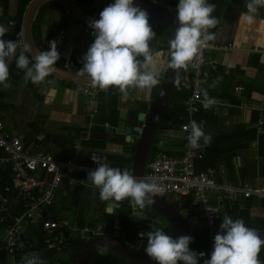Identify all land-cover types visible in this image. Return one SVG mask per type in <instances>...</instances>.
I'll return each instance as SVG.
<instances>
[{
    "label": "crops",
    "instance_id": "obj_1",
    "mask_svg": "<svg viewBox=\"0 0 264 264\" xmlns=\"http://www.w3.org/2000/svg\"><path fill=\"white\" fill-rule=\"evenodd\" d=\"M22 1L0 0V27L6 30L3 39L17 41L16 55L26 47L28 48L24 36L25 19L34 0H30L23 14L22 23L19 25L16 17ZM70 1L95 20L100 18L99 14L105 7L114 3V0ZM165 1L173 6L178 4V0ZM207 2L215 5L212 15L217 20L216 26L209 29L214 37L212 43L231 45L232 48L227 51H211L209 54L210 59L218 62L220 68H225L227 71H223V75L217 72L205 86L207 96L214 102L211 107L204 108L202 102L199 105L200 110L204 109V112H212L217 116L214 121L206 116L203 117V121H198L205 134L211 137L210 144L205 147L207 153L205 155L203 152L201 159L204 157L206 163L220 161L219 164L222 166L224 161H228V157L234 153L232 160L236 164L237 181L251 179L259 185L263 180L260 178L261 160L258 156V140L251 142L250 137L254 129L257 130V134H264V125L261 129L258 128L259 121L262 119L264 121V7L259 8L254 14L252 23H244L239 22V18L241 13L247 12V0H207ZM157 5L155 6L165 9ZM33 24L35 38L32 33ZM150 24L153 31L164 39V43L159 46L155 38L150 41V50L158 72L157 79L160 82L165 80L169 70V41L174 38L175 32L170 27L171 30L166 29L162 26L164 25L162 22L155 21L151 17ZM162 27L165 33L162 29L160 30ZM49 31L53 34L50 41H56L57 50L60 53L56 66L72 72L64 69L69 66L70 60L83 65L82 58L95 39L89 22L77 18L58 0H49L39 6L31 25L32 40L38 52L49 50V46L42 43ZM28 52L33 58L29 49ZM14 60L15 57L12 58L9 67ZM74 74L80 75V72ZM230 81L233 82L232 85ZM7 83L9 87L0 85V118L4 121L7 131L19 137L24 135L26 142L23 137L22 140L29 152L46 151L61 161L76 160L86 163L93 151L104 152L87 144L90 138H97L106 141L105 150L115 151L109 156L108 164H118V161L124 158L130 160L133 157L134 160L136 141H132L126 135L108 132V128H118L120 117L115 126H112L110 121L101 125L98 123L103 116H109L111 106L108 105V101L113 99L116 93L111 91L112 87L101 92L97 99L92 100L80 90V84L91 83L69 81L54 74L46 77L41 84H33L25 77L16 82L10 76ZM156 85L144 90L130 88L126 93L117 96L119 115L125 111L128 114L129 123L133 124L140 113L133 109L134 103L154 101ZM260 108H263V112L259 110ZM87 109L98 112L96 119L93 120V126L90 125V119L86 116ZM144 124L145 122L140 123V126ZM137 135L138 132H133V136ZM40 136L43 138L41 139ZM157 140H159L160 149L157 147V150L153 152L154 149L150 148L148 161L160 151L174 157L183 155L185 151L186 142L180 129H161ZM219 178L230 179L218 172ZM81 186L84 188V193L80 198V208L71 211L62 208L66 203V190L72 188L63 183L55 201L58 208L56 211L62 212L64 217H68L66 213H71L70 217H73L72 214L75 211L83 210L86 212L87 224L93 218L97 220V225L106 228L109 234L117 233L120 226L115 207L113 212H107L108 202L100 199L99 190L90 181L82 179ZM215 199L220 202L221 197L215 195ZM251 214L254 218L264 220L263 201L258 200ZM135 245L139 244L136 242Z\"/></svg>",
    "mask_w": 264,
    "mask_h": 264
},
{
    "label": "clouds",
    "instance_id": "obj_2",
    "mask_svg": "<svg viewBox=\"0 0 264 264\" xmlns=\"http://www.w3.org/2000/svg\"><path fill=\"white\" fill-rule=\"evenodd\" d=\"M247 12L241 13L239 22L252 23L254 14L264 7V0H247ZM176 28L174 38L169 41V67L187 68L197 56L199 49L214 37L205 33L217 24L212 15L215 5L207 0H178ZM100 18L89 22L94 42L83 56L80 75L86 77L94 88L107 90L116 87L121 93L132 89H148L158 83V72L150 50V41L156 33L150 24L149 13L134 5V0H114L100 12ZM6 30L0 27V85L9 87V63L16 58V66L25 71V78L33 84H41L46 77L56 70L60 53L56 41L49 42V50L39 52L34 57V64L24 54L26 47L16 57L17 41L3 39ZM142 57V59H141ZM31 65V66H30ZM214 102L204 93L202 104L209 108ZM143 126V125H142ZM188 137L192 148L208 146L211 137L202 127L191 122ZM187 130V127L185 128ZM141 134L133 136L134 141ZM108 156L115 151L108 152ZM94 152V151H93ZM135 155V154H134ZM98 164L90 171L87 180L99 190L102 201L108 202L109 208L119 207L120 202L128 199L138 209H144L153 203V198L161 191L155 182H147L134 177L125 170ZM221 231L214 237V248L210 259L204 264H261L258 259L261 246L264 245L256 230L247 227L242 219L233 220L223 216ZM140 237H147L145 252L155 264H198L204 253L197 254L189 247L191 236L172 238L163 230L141 232ZM24 264H44L39 258L26 259Z\"/></svg>",
    "mask_w": 264,
    "mask_h": 264
},
{
    "label": "built area",
    "instance_id": "obj_3",
    "mask_svg": "<svg viewBox=\"0 0 264 264\" xmlns=\"http://www.w3.org/2000/svg\"><path fill=\"white\" fill-rule=\"evenodd\" d=\"M146 1L154 5L159 4L160 7L177 15V6L165 0ZM208 34H210L209 29L204 36ZM231 48V45H214L212 40L207 41L206 45L199 49L194 60L187 68H184L180 76L182 87L191 91V96L185 102L189 120L182 124L180 129L186 142L185 151L182 156L175 157L160 151L148 161L143 177L144 181L158 184L161 191L156 195L157 197L176 204L179 209H184L188 200L193 212L187 216L186 225L189 231L207 230L209 232L212 242L210 256L214 248L213 242L218 232V224L222 219L221 200L235 202L240 197L251 196L264 199V186L252 185L248 182L236 183L225 179L219 182L216 173L219 172L224 177L226 175L223 165L199 171L196 162L202 157V146L192 148L188 141L191 122L196 121L199 125L194 117L200 111L199 105L203 101L204 88L219 65L218 62L210 59L209 54L211 51H227ZM80 90L92 100L106 91L98 87L94 88L91 84H80ZM259 110L263 112V108ZM97 113V110L93 109L86 111L91 126L94 125L93 120L96 119ZM262 125H264L263 119L259 121L258 128L261 129ZM186 127L187 130H185ZM40 137L43 138V136ZM136 139L139 140V137ZM106 163L107 155L98 151L92 152L86 163L76 160L61 161L46 151L29 152L22 137L7 131L4 121L0 118V171L5 167L10 168L17 189V195L10 196L9 193L12 190L7 186L5 194L0 196V222H7L0 235V264H21L17 255L24 254V260L37 258L40 250L53 253L58 260L64 251L68 237L90 240L92 237L102 235V226L96 228L87 226L81 229L69 217L45 220V216L54 204L57 192L62 188L63 183L72 187L78 186L82 184L79 176L87 177L90 171L98 167V164ZM111 167L125 170L119 166ZM127 171L136 177L133 168ZM215 195L221 197L220 202L215 199ZM11 201H14L16 205ZM37 230L42 231L41 239L35 235ZM30 241L34 243L31 245ZM124 243L132 249L141 247V244L135 246Z\"/></svg>",
    "mask_w": 264,
    "mask_h": 264
},
{
    "label": "trees",
    "instance_id": "obj_4",
    "mask_svg": "<svg viewBox=\"0 0 264 264\" xmlns=\"http://www.w3.org/2000/svg\"><path fill=\"white\" fill-rule=\"evenodd\" d=\"M5 1H7V0H5ZM29 2H30V0H23L22 3L20 4V9H19L18 15L16 17V21L18 22L19 25L22 23L23 14H24L26 7L28 6ZM34 28H35V25L33 24L32 33L34 34V38H35ZM166 29L169 30L170 28L166 27ZM52 37H53V34H51V31H49L47 33L46 38H44V41L42 42L43 45L48 47L49 42H50ZM35 41H36V44L38 45L37 38L35 39ZM47 47H46V49H47ZM21 52H24V50H21L20 52H18L16 57H18ZM24 54L34 64L35 61L31 57L29 52L28 51L24 52ZM68 64H69V66L67 68H64V69L70 70L74 73L80 72V68L83 67V65L77 64L76 61H74V60H70V62H68ZM223 71H227V70L225 68H220V66L218 65L217 70L213 73V76L217 72L218 73L221 72V75H223L224 74ZM9 76H10V78H13L14 81H16V82L21 81L22 78L25 77V71L19 69L16 66V58H15L14 62L11 64V66L9 67ZM162 83H163V81L161 80L156 85V88L154 91L155 96H157ZM232 83L233 82L230 81V85H232ZM205 90L206 89L204 88V91L202 93L203 99H204ZM111 91H115L116 93H115V95H113V99L108 101V105L111 106L109 116L108 117L103 116L101 119H99V122H98L99 125L105 123L106 121H110L111 125L115 126L118 122L119 110H118L117 104H116L117 103L116 97L122 95L123 93H121L120 90L116 87H112ZM190 96H191V91L185 90L182 87V79L180 77L179 82H178L175 90L173 91L170 102L166 108L164 115H163L162 121L159 125V127L161 129H165V128H170L171 130L181 129L182 124L186 123V121L188 119V116H187L188 113H187V110L185 107V102ZM205 116L209 117V119H213V121L217 118V116L215 114H213L212 112H204V109H201L195 115V119H197V121L201 122L204 120L203 117H205ZM255 120H257V119H255ZM255 140H258V156L260 157V160H261V164H259L260 165V178L263 180L262 184H259V185L264 186V134H257L256 129L251 131V137H250L251 142H253ZM158 143H159V140H157L155 137V141L151 147V150L154 149V150H152L153 152L155 150H157V147H158V149H160L159 148L160 144H158ZM200 143L202 145L201 154H203V152H204V154L206 155L207 150L205 149L206 146H204L203 140H201ZM87 144H89L90 147H92L94 149L103 150L105 148L106 141L101 140V139H97V138L96 139L90 138L88 140ZM239 146H240V144H239ZM238 147H237V149H238ZM134 153H135V148H134L133 155H134ZM233 156H234V153L231 154L228 157V161H224V164H222V165H224V167L226 169L225 178L228 176L230 178L228 180L238 183L237 179H236V177H237L236 164H234V161L232 160ZM108 159H109V156H108ZM132 160H133V157L130 160H127L124 158V159H120L118 161V164H108L107 163V165H109L110 167L111 166H119L122 169L128 170V169L133 168L132 167V165H133ZM219 163H220V161H215L212 163H210V162L206 163V161L204 160V157H203L202 159H197V162H196L197 165L196 166H197V169L199 171H201V170H204L210 166L211 167H218V166H220ZM79 178L81 180L84 179V180L88 181L87 177H85V176H79ZM218 181L222 182L223 178H219ZM241 182H244V183L248 182L252 185H256V183L251 179H246V180H243ZM7 186L11 187V190H12V192L9 193L10 196L17 195L16 181H15V178L13 177L9 167H5L0 171V196L2 194H5V188ZM71 189H72V192H70ZM66 193H67V196H66L65 207L62 206V208H64V210H66V211H71L73 209L80 208V206H81L80 205V198L84 193L83 186H81V184H80L79 186L67 188ZM57 195H58V192H57ZM57 195H56V198H57ZM56 198H55V201H56ZM258 200H261L264 203V199H260L257 196H251L249 198L240 197L235 202H232L230 200H221V206L223 205L221 207L222 208V219L218 224L217 234L221 231V229L219 230V225L223 221V216L227 215V216L231 217L233 220L242 219L247 227L256 230L257 233L259 234L260 238L262 240H264V220L259 219V218H254L251 214V210L257 204ZM189 201H191V200H189ZM11 202L14 205H16V203L14 201H11ZM186 203H187V205L184 209H179V207L175 204H174V206L177 209V211L189 212L188 215H190L193 212V208H192V205L188 202V200L186 201ZM216 203H217V201H216ZM133 208L134 207L130 204L128 199H125L124 201L120 202L119 207H115V213L119 217L118 225L120 226V230L119 231L117 230V233L114 232L112 234V236L115 237V235H116V237L118 239H120L123 242H127L130 245L131 244L135 245L136 242L138 244H141V247L139 249H135V248L134 249L137 252H139L143 258L150 259L145 252V248L147 246V239H145V237H143V238L139 237L138 224H140V222L133 218V214H134ZM147 208H149V207L146 205V207L144 209H141V211H144ZM57 209L58 208L56 206V203L54 202V204H52V206L46 212L45 220H58V219L64 218V214L62 212H57L56 211ZM72 215H73V217L70 220L72 222L76 221V223L78 224V226L81 229H83L87 226H91L92 228H96L98 226L97 220H94V221L91 220V222L89 224L86 223V219H87L86 218V212H84L83 210H79V212L75 211ZM184 220H186V219H184ZM136 223H137V226L135 227ZM6 224H7V222H0V235L4 229L3 227H5ZM101 228H102V235L92 237L91 239L98 238L101 236L111 235V234H109V232L107 231L106 228H104V227H101ZM122 232H126V235H125L126 239H122V237H121ZM164 232H165V234L170 235L174 239L177 238L176 233H175L174 229L171 227V225L168 228H166L164 230ZM190 233H191V237H193V242L190 243L191 250L196 252L197 254H199L201 252H203L205 254L203 258H200L198 260V264H204V260L209 258L210 250L212 248V242L210 240L209 232L207 230H201V231H190ZM35 235L39 239H41L43 237L41 230H37L35 232ZM35 240L36 239H34V241ZM88 241L89 240H84L80 237H68V240L65 243L64 251L62 252L61 257L58 260L56 259L55 255L53 253L43 252V250H40V254L37 258H39V260L43 261L44 264H77L78 255L81 252L84 245ZM32 243H34V242L30 241L31 245H32ZM213 245H214V242H213ZM40 247H41V245H40ZM17 258L19 259L21 264H24V262H25L24 254L17 255ZM258 259L260 260L261 264L264 263V245L261 246V250L259 252ZM89 264H127V263L119 255H117L115 252H113L112 250H110L108 248L99 247V248L95 249V251H94V253L90 259Z\"/></svg>",
    "mask_w": 264,
    "mask_h": 264
},
{
    "label": "water",
    "instance_id": "obj_5",
    "mask_svg": "<svg viewBox=\"0 0 264 264\" xmlns=\"http://www.w3.org/2000/svg\"><path fill=\"white\" fill-rule=\"evenodd\" d=\"M47 1L49 0H34L28 9L27 17L25 19L24 36L33 59L39 52L37 51L36 46L34 45V42L32 40L31 25L39 6ZM58 1L64 4L67 9L71 10V12L77 18L85 22L95 20L93 18H90L72 1ZM134 5L146 10L153 20L162 22L164 24L162 26H168L174 32L176 31V28L178 27V23L176 20L177 15L173 12L166 11L165 9H160L146 0H134ZM183 71L184 68L173 69L169 67L166 78L163 81L161 88L159 89L156 99L149 103H134L133 109L135 111H140V113L138 114L137 119L133 121V124L129 123L128 114L125 111H122L119 115L120 122L118 124V128H108V132H113L117 135H126L132 141L134 140L133 132L141 133L139 140L136 141L137 147L132 165L135 176L137 178L143 180L146 171V165L148 162L149 150L155 141L156 131L162 121L163 115L170 102L173 91L175 90ZM52 74L69 81L90 83V81L86 77L74 74L69 71H65L61 68H58L57 66L56 70ZM144 122L145 124L143 126H140V123ZM22 137L24 138V135H22ZM23 140L24 142H26L25 138ZM114 141H116V139ZM147 206L167 219L171 227L174 229L177 238L180 236H191L185 220L176 210V208L168 201L155 196L153 198V203L147 204ZM107 212H113V208L108 207ZM133 213V218L140 222V225L138 226L140 232L147 233L151 230H162V227L155 221L150 220L147 215H144L141 212V209L134 207ZM145 238L147 237L145 236ZM99 247L112 250L117 255H119L127 264H155L154 261L148 258H143L141 254L135 249H132L129 245L112 235L101 236L89 240L79 253L77 264H89L95 249ZM189 247L191 249V245H189ZM180 264H182V262H180Z\"/></svg>",
    "mask_w": 264,
    "mask_h": 264
},
{
    "label": "rangeland",
    "instance_id": "obj_6",
    "mask_svg": "<svg viewBox=\"0 0 264 264\" xmlns=\"http://www.w3.org/2000/svg\"><path fill=\"white\" fill-rule=\"evenodd\" d=\"M162 29V32H166L165 30H164V28L162 27V28H160V30ZM155 33H156V35H155V42H156V40H158V42H157V46H159V45H161V44H163L164 43V39L159 35V34H157V32L156 31H154ZM162 39V40H161ZM169 61H170V58H169ZM161 131V128L159 127L158 128V130H157V132H156V139H158V134H159V132ZM136 146V145H135ZM211 167V166H210ZM208 168V167H207ZM225 168V167H224ZM217 174V176H216V178H217V180H218V173H216ZM228 181H230V180H228ZM219 182H221V181H219ZM238 183H241V181L239 182V181H237ZM167 201V200H166ZM170 203V202H169ZM170 204H172V203H170ZM173 206H174V204H172ZM176 205V204H175ZM175 207V206H174ZM143 214L145 213V212H142ZM188 214H189V212H185V211H182V212H180V215L184 218V219H186V217L188 216ZM66 216H68L70 219H72V217H70L71 216V213H66ZM112 217H114V215L112 214ZM94 221L95 219H90V221ZM118 223H119V220H118ZM125 235H126V232H122L121 233V237H122V239H126V237H125Z\"/></svg>",
    "mask_w": 264,
    "mask_h": 264
},
{
    "label": "flooded vegetation",
    "instance_id": "obj_7",
    "mask_svg": "<svg viewBox=\"0 0 264 264\" xmlns=\"http://www.w3.org/2000/svg\"><path fill=\"white\" fill-rule=\"evenodd\" d=\"M177 210V209H176ZM145 213L144 215H147L149 217L150 220L155 221L156 223H158L162 228V230L164 231L166 228H168L170 226L169 222L167 221V219L165 217H163L161 214H158L156 211H154L152 208H147L144 210ZM179 212V211H178ZM180 213V212H179ZM140 224H138L139 226ZM137 226V223L135 225V227ZM147 239V238H145Z\"/></svg>",
    "mask_w": 264,
    "mask_h": 264
}]
</instances>
